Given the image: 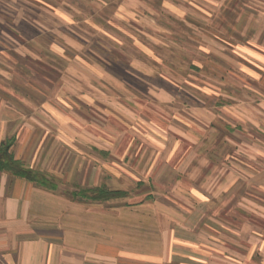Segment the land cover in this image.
I'll return each instance as SVG.
<instances>
[{"label":"rangeland","instance_id":"1","mask_svg":"<svg viewBox=\"0 0 264 264\" xmlns=\"http://www.w3.org/2000/svg\"><path fill=\"white\" fill-rule=\"evenodd\" d=\"M3 118L39 189L182 215L207 199L264 264V0H0Z\"/></svg>","mask_w":264,"mask_h":264},{"label":"crops","instance_id":"2","mask_svg":"<svg viewBox=\"0 0 264 264\" xmlns=\"http://www.w3.org/2000/svg\"><path fill=\"white\" fill-rule=\"evenodd\" d=\"M17 124L0 119V143ZM189 166L182 172L192 176ZM178 177L175 184L165 182L164 189L172 186L178 194ZM48 190L0 173V264L244 262L242 250L232 246L228 222L222 214H211L216 203L207 199L196 205L187 201L195 208L182 215L165 199L126 205L117 200L114 204L122 205L101 208L60 199Z\"/></svg>","mask_w":264,"mask_h":264},{"label":"trees","instance_id":"3","mask_svg":"<svg viewBox=\"0 0 264 264\" xmlns=\"http://www.w3.org/2000/svg\"><path fill=\"white\" fill-rule=\"evenodd\" d=\"M12 144L13 142L10 139L0 144V173L6 172L36 185L47 187L48 182L44 176L30 169L24 168L22 163L14 158L13 154L10 152ZM119 195L120 193L108 191L104 188H94L81 191V197L91 200H107Z\"/></svg>","mask_w":264,"mask_h":264}]
</instances>
